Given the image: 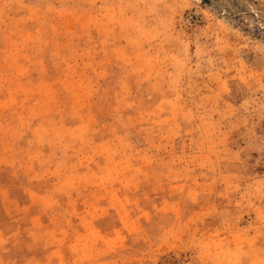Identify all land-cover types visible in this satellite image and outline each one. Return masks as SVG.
<instances>
[{
	"label": "rangeland",
	"instance_id": "1",
	"mask_svg": "<svg viewBox=\"0 0 264 264\" xmlns=\"http://www.w3.org/2000/svg\"><path fill=\"white\" fill-rule=\"evenodd\" d=\"M0 264H264V0H0Z\"/></svg>",
	"mask_w": 264,
	"mask_h": 264
}]
</instances>
